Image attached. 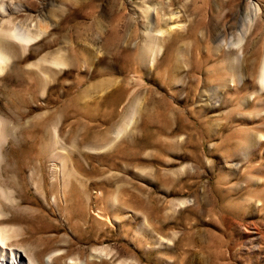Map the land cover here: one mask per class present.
I'll list each match as a JSON object with an SVG mask.
<instances>
[{
  "label": "rangeland",
  "instance_id": "1",
  "mask_svg": "<svg viewBox=\"0 0 264 264\" xmlns=\"http://www.w3.org/2000/svg\"><path fill=\"white\" fill-rule=\"evenodd\" d=\"M0 49L6 250L264 264V0H0Z\"/></svg>",
  "mask_w": 264,
  "mask_h": 264
},
{
  "label": "bare ground",
  "instance_id": "2",
  "mask_svg": "<svg viewBox=\"0 0 264 264\" xmlns=\"http://www.w3.org/2000/svg\"><path fill=\"white\" fill-rule=\"evenodd\" d=\"M172 20L173 18H168V20ZM168 22V21H167ZM247 26V25H246ZM174 28V25L169 26L166 30L161 31V33H165V32H169L171 29ZM248 29V28H247ZM10 31V30H9ZM43 31V30H42ZM248 31V30H247ZM8 32V31H7ZM22 32V31H21ZM21 32H19L18 30H15L14 32L11 33V36L17 39V41L19 43H21L22 47H24V49H26V47L29 45V43H31L32 41H34L35 39H37L39 37L38 34H35V36L33 37V35L31 36L30 34H22ZM27 32V31H26ZM28 33V32H27ZM32 34V33H31ZM42 35V33H41ZM245 35V34H243ZM160 36V35H159ZM10 37V36H9ZM149 37L151 38V34L149 35ZM156 36L152 37V42L149 43V48H151L150 51H154L155 47L158 46V40L157 38H155ZM241 39V36H240ZM238 48V47H237ZM4 49V48H3ZM161 50V49H159ZM157 52L158 49L156 50ZM155 51V52H156ZM5 52V49H4ZM1 49H0V75L3 74V72L7 69L8 64L11 60H9V56L7 57L6 54L4 53ZM155 52L153 54H155ZM158 54V53H157ZM150 59V58H149ZM154 60V59H152ZM150 62H153V61ZM63 63V62H62ZM55 64L59 65L61 64V62L55 61ZM152 63H150L151 65ZM65 65V64H63ZM153 65V64H152ZM60 66V65H59ZM149 66V64H148ZM58 67V66H57ZM260 84L262 89H264V64H263V70H262V74L260 77ZM135 105V104H134ZM132 110V108H131ZM131 112V111H130ZM131 119L132 118H128L127 121H125L119 128L118 130L115 132V139L119 138L121 135L125 134L128 130H129V126L131 123ZM114 139V140H115ZM0 217H1V211H0ZM11 238V234H10V230L8 228H0V264H37L35 258L33 256H31L30 254H28L27 252L24 251V255H26L24 258L21 255V251L20 249L16 250L15 252H10L8 250L5 249V244L7 242V240H9ZM57 253H54L53 255L47 257L46 261H49V259L51 260V258L53 256H55ZM95 255H93V259H95L96 257L99 259L102 257V252L101 253H94ZM60 255V253H59ZM57 256V255H56ZM92 259V258H91ZM92 259V260H93ZM71 262V261H70ZM72 263V262H71Z\"/></svg>",
  "mask_w": 264,
  "mask_h": 264
}]
</instances>
